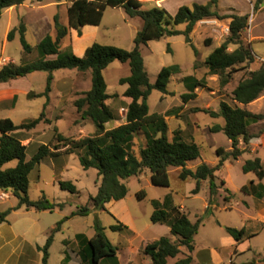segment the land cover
Listing matches in <instances>:
<instances>
[{"label": "rangeland", "instance_id": "obj_1", "mask_svg": "<svg viewBox=\"0 0 264 264\" xmlns=\"http://www.w3.org/2000/svg\"><path fill=\"white\" fill-rule=\"evenodd\" d=\"M195 0H167L164 5L170 14L175 15L179 5L191 6ZM207 4L210 0H196ZM258 0H219L218 12L221 16L249 15V25L242 34V39L250 46L255 55V62L249 66L235 67L233 80L221 87L220 77L210 73L205 65L206 58L229 37L225 28L229 26L230 18H208L200 21L191 34L192 41L198 49V55L186 43L184 35L167 37L159 41H151L143 46L141 51L145 66L152 83H155L163 67L179 65L181 72L172 77L168 85V93L163 94L154 90L148 100L150 112L178 114L167 119L169 136H173L176 129L186 131L188 139L192 138L201 148V157L190 162L187 167L196 169L198 165L207 163L210 166L218 164L220 158L217 150L222 148L225 152L232 150L228 137L223 132L214 133L211 129L216 125H224L223 118H212L205 110L218 111L220 103L226 101L232 105L233 90L240 80L246 78L248 73L257 70L264 63V0L255 8ZM71 0H44L36 2L26 1L23 5L4 10L0 17V68L10 62L19 64L32 63L39 59L36 50L40 40L47 34L56 37L54 17L58 14L63 24L68 25V7ZM155 7L154 2L144 4V8ZM24 23L27 32L26 38L34 48L31 54H25L21 43V35L17 32L14 40L8 35L12 29ZM142 20L130 18L122 7H109L105 11L100 26H86L82 29V36L76 30H71L69 36L62 40L61 47L71 50L77 56H84L85 49L94 43L113 45L126 50L135 46V37L142 28ZM184 30L185 25L178 26ZM210 40L211 44H206ZM236 49L231 45L230 51ZM54 58V57H52ZM51 58V59H52ZM131 74L129 63L114 61L104 71L108 85V94L114 95L108 104L120 115V120L109 123L107 127L114 128L126 121L125 102L131 99L123 97L128 88L120 80ZM195 76L203 79L204 86L196 89L197 97L187 104L182 96L189 92L184 78ZM53 88L50 100L46 107L47 98L39 97L29 100L28 92L36 94L45 91L47 85V72H34L27 77L11 81L6 85L0 84V119L11 118L17 125L29 120L37 119L45 112V118L51 123L42 121L35 129L20 131L25 136L23 142L27 145V159H31L42 144L53 146L59 141L55 139V127L66 138L79 140L91 136L96 129L91 120H83L75 106L76 100L82 98L91 88V72H80L73 69H61L54 73ZM74 82V84H71ZM25 89V90H23ZM26 89H29L27 91ZM17 96L14 102L13 98ZM46 107V108H45ZM182 107V108H181ZM247 108V107H246ZM249 110L254 113H264V99L250 105ZM263 131L262 133H260ZM252 134L264 136V121L250 127ZM1 134V133H0ZM259 138L252 141L258 145ZM146 145V135L140 132L135 138V150ZM264 145V144H263ZM240 148L246 147L241 139ZM61 154V153H60ZM261 158L264 165V146L253 150L249 148L238 160L229 159L220 171L216 172V183L221 186L224 180L226 185L219 190L216 205L208 204L210 190L209 182L203 183L198 194L192 191L196 183L192 179H180L181 169L171 167L169 170L170 187L155 186L151 181V172L145 169L138 177L127 179L125 184L129 193L121 201L111 202L108 211L92 212L88 216H76L64 223V229L55 235L54 243L50 248L49 264H62L65 252L73 257L72 264H81V258L76 254L78 234H85L88 238L95 234L97 221L105 228L104 232L114 246L118 247L120 264H151V257L142 250L149 244L163 236H168L173 242L177 237L170 234L166 224L153 223L151 216L154 212L153 201L163 202L169 195L172 196L176 206L188 213L190 219L196 222L203 218L199 233L195 237V250L193 264H264V195L257 197L251 190V183L258 179L255 173H244L243 166L247 160ZM18 161L8 163L5 168L15 167ZM61 181H70L78 189L72 194L61 189ZM101 177L97 169L85 170L76 154H61L56 157L45 158L30 174L29 196L38 200L43 195L54 203H65L63 210L37 211L25 208L13 210L7 217V225L0 226V264H17L16 257L29 251L28 256L37 260L35 264H42L43 252L38 247H44L50 231L56 224L70 216L82 206H90V196L96 195ZM249 191H245L244 187ZM264 187V180L262 181ZM229 188L233 198L228 202L225 191ZM259 188V187H258ZM146 192V197L140 199V192ZM262 189H260L261 192ZM7 198V197H6ZM5 199V198H4ZM18 200L10 196L0 207H10ZM121 222L129 227L122 232H115L111 226ZM62 227V228H63ZM225 227L236 229L246 228L247 236L241 243H236L226 232ZM68 241V243H66ZM187 250L175 259H169L173 264L183 258ZM14 257V258H13ZM8 258L10 262H7ZM106 262V260H105ZM104 262V264H105Z\"/></svg>", "mask_w": 264, "mask_h": 264}, {"label": "trees", "instance_id": "obj_2", "mask_svg": "<svg viewBox=\"0 0 264 264\" xmlns=\"http://www.w3.org/2000/svg\"><path fill=\"white\" fill-rule=\"evenodd\" d=\"M26 1L28 0H0V17L4 10L23 5ZM33 1L43 2L44 0ZM62 1L56 0L58 3ZM259 3L261 0H258L255 8ZM218 5L219 0H210L207 4L195 2L191 6H181L177 13L172 15L164 7L155 6L146 9L140 0H71V5L68 7V25L61 22L58 14L54 17L56 37L47 34L40 40L36 47L39 55L38 60L19 65L10 62L0 68V84L27 77L34 72H47L45 91L39 94L34 92L28 94L29 100L46 97V107L50 100L55 71L73 69L80 72H91V88L83 94L82 98L76 100L75 106L83 120L92 121L96 129L93 135L75 140L66 138L55 127V139L59 143L53 146L42 144L38 152L31 159H27L28 147L23 143L25 136H22L20 131L35 129L42 121L51 123L49 119L45 118V112H42L39 118L19 125L11 118L0 119V191L11 193L18 200L15 207L0 213V224L7 221V217L13 210L21 208H25L27 211L34 209L51 212L55 209L63 210L65 208V203L51 202L45 195L38 200H32L29 196L30 174L47 157L76 154L85 170L97 169L101 177L97 194L90 196L91 207L89 205L79 207L70 216L59 221L50 231L46 244L40 248L43 252V264H49L50 248L54 243L55 235L62 231L65 222L76 216H88L94 211H108L107 204L121 201L128 195L129 189L124 181L131 177H138L145 169L150 170L152 183L161 187H170L169 170L171 167L181 169L180 179L184 181L192 179L196 183L192 191L193 194H198L203 183L208 181L210 190L208 204L209 207L216 205L219 190L226 185L224 180L221 182V186L217 185L216 172L222 169L227 160H238L249 148L251 142L260 137V133L263 132L252 134L250 127L264 121V113H254L238 104L248 106L264 95V63L259 69L250 71L246 78L239 81L233 90L235 105L222 101L218 111H204L212 118L224 119L223 126L216 125L211 131L214 133L223 132L231 141L232 150L225 152L219 148L217 154L220 160L215 166L202 163L196 169H190L187 165L201 157L200 146L194 139H188L186 131L182 128L176 129L170 138L167 119L172 116L178 118L180 116L175 113L171 114L173 111L166 114H151L148 104L154 90L163 94L168 93V85L172 77L181 72V67L179 65L163 67L156 82L152 83L141 49L151 41L184 35L186 43L198 55V49L191 38L197 23L214 17L218 19L230 18L229 37L205 60V65L209 68L210 73L218 75L221 87H225L233 80L232 72L235 67L251 65L255 62V55L252 48L247 46L242 39V34L249 25V15L221 16L217 10ZM109 7H122L130 18L142 20V28L135 37V46L132 50L94 43L87 48L84 56L80 57L71 50L61 47L62 40L69 36L71 30H76L79 36H82L84 27L100 26L105 11ZM180 25H185V29L179 30L178 26ZM17 32L21 35L24 53L31 54L34 48L27 41V28L24 23L12 29L8 39L14 40ZM206 44L210 45L211 41L207 40ZM231 45L236 46V49L230 51ZM117 60L129 63L131 67L130 76L120 80L121 84L128 85L123 97L131 99V102H125V107H123L127 111L125 123L109 129L107 125L119 121L120 115L108 104L114 95L107 92L108 85L104 71ZM184 83L189 92L185 93L182 99L187 104L197 97L195 91L204 86V81L195 76H189L184 78ZM16 100L17 96H14L13 101ZM140 132H144L146 135V145L140 147L139 152H136L135 138ZM241 139L246 147L244 150L240 148ZM12 161H18V164L15 167L5 168ZM243 171L244 173H255L259 182L257 185L252 181L251 190L257 197L262 198L264 195L262 159L257 157L247 160ZM59 185L61 189L72 194L78 193L77 187L70 181H61ZM244 189L249 191L247 186ZM260 189L262 191L258 192ZM225 191L228 193L225 200L229 202L233 198L232 192L229 188H226ZM139 194L140 199H144L147 195L144 190ZM153 205L155 210L151 216L152 222L168 225L170 234L176 236L178 241L173 242L170 237L163 236L147 244L142 252L151 257V264H168L169 259H175L183 254V248H185L186 255L173 264H193L195 237L199 233L203 218L193 222L188 213L175 205L171 195L167 196L163 202L154 200ZM94 228L95 234L91 238L85 234L76 236L78 242L76 254L81 258V264H104L105 260V264H120L117 256L118 247L114 246L107 237L104 232L105 228L99 221L96 222ZM111 229L115 232L130 230L127 225L121 222L111 226ZM225 230L238 244L248 234L246 228L225 227ZM71 258L69 252L66 251L62 264H70Z\"/></svg>", "mask_w": 264, "mask_h": 264}, {"label": "crops", "instance_id": "obj_3", "mask_svg": "<svg viewBox=\"0 0 264 264\" xmlns=\"http://www.w3.org/2000/svg\"><path fill=\"white\" fill-rule=\"evenodd\" d=\"M140 1H142L143 2V4H145V3H149V2H154L155 3V6H159V7H164V8H166L167 9V7L164 5V3L167 1V0H140ZM192 3H195V2H197L196 0L195 1H191ZM198 3V2H197ZM181 6H184V5H179L178 6V9H177V11L179 10V8L181 7ZM85 28V27H84ZM83 28V29H84ZM83 31V30H82ZM88 48V47H87ZM87 48L85 49V52H86V50H87ZM7 83H5V84H2V85H6ZM71 84H74V82H71ZM23 90H25V89H23ZM27 91H29V89H26ZM28 94H29V92H28ZM263 99H264V95L262 96V97H260L258 100H256V101H254L253 103H251V104H249L248 106H244V105H242V104H238L240 107H247V109H249L248 107L250 106V105H252V104H254V103H256V102H260V101H263ZM251 111V110H250ZM223 126V125H222ZM259 138V143H258V145L257 144H255V145H253L252 144V142H251V145L253 146V150H256V148L257 147H261V146H264L263 144H264V136H260V137H258ZM256 139V138H255ZM231 142V141H230ZM255 182V181H254ZM1 194H2V191H0V204H2L3 202H5L7 199H9V197L10 196H13L11 193H8V195H9V197H7V198H2L1 197ZM17 205V203L16 204H14V205H12V206H10V207H0V213H3V212H5V211H7V210H9L10 208H13V207H15ZM109 205H110V203L109 204H107V209H109ZM7 222H8V219H7V221H5V222H3V223H1L0 224V226H2L3 224H5V225H7ZM64 229V227L62 228V230ZM94 235H92V236H90V238L91 237H93ZM233 239V238H232ZM40 248L41 247H38V250L39 251H41L40 250ZM26 251V249H24V251H23V253L22 254H20L18 257H16V260H17V264H35L36 263V261L37 260H35V259H33V258H31V257H29L28 256V254H29V251L28 252H25ZM14 258V257H13ZM50 258V257H49ZM65 258V257H64ZM64 258L62 259V262L61 263H63V260H64ZM10 259H12V258H8L7 259V262L9 263L10 262ZM42 260H43V257H42ZM73 257L71 258V261H70V264H72V262H73ZM43 262V261H42ZM37 264H40L39 263V261H38V263ZM43 264V263H42Z\"/></svg>", "mask_w": 264, "mask_h": 264}, {"label": "built area", "instance_id": "obj_4", "mask_svg": "<svg viewBox=\"0 0 264 264\" xmlns=\"http://www.w3.org/2000/svg\"><path fill=\"white\" fill-rule=\"evenodd\" d=\"M225 31L227 32V34H229V33H230V27L227 26V27L225 28ZM1 197H2V198H6V197H9V195H8V193H6V192H2Z\"/></svg>", "mask_w": 264, "mask_h": 264}]
</instances>
